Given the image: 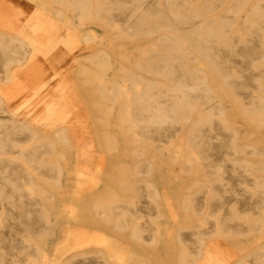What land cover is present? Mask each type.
Wrapping results in <instances>:
<instances>
[{
	"label": "bare ground",
	"instance_id": "6f19581e",
	"mask_svg": "<svg viewBox=\"0 0 264 264\" xmlns=\"http://www.w3.org/2000/svg\"><path fill=\"white\" fill-rule=\"evenodd\" d=\"M30 1L0 0V264H264V0Z\"/></svg>",
	"mask_w": 264,
	"mask_h": 264
},
{
	"label": "rangeland",
	"instance_id": "374dc122",
	"mask_svg": "<svg viewBox=\"0 0 264 264\" xmlns=\"http://www.w3.org/2000/svg\"><path fill=\"white\" fill-rule=\"evenodd\" d=\"M17 1L29 6L32 10H36L38 7V4L36 2H32L30 0H17ZM42 17L45 21L50 20L49 14L46 11L42 12ZM68 74L69 75L67 76L66 81L64 82L63 81L58 82V81L51 80L49 83L51 85V83L53 82L51 87H54L57 90H59L58 93L56 92V95L53 97V99L57 98V96L62 92L61 93V99H63L62 101L63 102L71 101L70 114L71 116L74 117L73 120L75 121V123L78 124L77 125V127L79 128L78 131H80L81 133L84 132L86 134L85 136H83V141L87 143L86 148H88V150H91L90 151L91 153L87 151L89 153L84 156V158L88 161H86L85 163L86 165L84 166V178H82L81 180L83 182L82 184L84 185L85 190L87 191L86 197L88 198V200H90V198L92 197L91 196L92 190L96 182L100 183L102 180L101 172L107 169V163H106V160H104V158L101 156V151L94 144V123L91 118L92 114H94L92 110V101L88 97L87 99H85L84 97L80 96L81 94H79L78 91L74 89L77 86L78 81H77L76 75L72 72V69L68 71ZM35 115L36 114H33V116ZM61 115L62 114H58V116H61ZM37 117H41V115H38ZM56 120H57L56 122H58V119ZM28 121L30 122V124L32 123L36 125L38 123L41 124V122H37L38 119L36 117L30 118ZM45 125H48V124H45ZM54 127L55 125L50 127L48 130L52 132L53 131L52 129H54ZM65 227H69L72 229H78V227H80V224L71 222V221H65L64 223L61 224V226H59L56 229V233L54 237L55 239H58L62 236V233ZM117 244L121 245L123 248L127 247L128 245V243L122 242V241H117ZM219 245L221 246L222 250L227 251L228 253L232 251L234 253L237 252L234 249L232 250L228 242H221L219 243ZM128 250L129 248L124 249V251H127V252Z\"/></svg>",
	"mask_w": 264,
	"mask_h": 264
}]
</instances>
